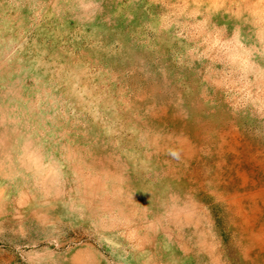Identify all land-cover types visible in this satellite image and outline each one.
I'll use <instances>...</instances> for the list:
<instances>
[{
	"label": "rangeland",
	"instance_id": "1",
	"mask_svg": "<svg viewBox=\"0 0 264 264\" xmlns=\"http://www.w3.org/2000/svg\"><path fill=\"white\" fill-rule=\"evenodd\" d=\"M0 264H264V0H0Z\"/></svg>",
	"mask_w": 264,
	"mask_h": 264
},
{
	"label": "bare ground",
	"instance_id": "2",
	"mask_svg": "<svg viewBox=\"0 0 264 264\" xmlns=\"http://www.w3.org/2000/svg\"><path fill=\"white\" fill-rule=\"evenodd\" d=\"M74 209L73 208H71V211H73ZM75 211H77V210H75ZM33 217H35V216H33ZM40 218V217H39Z\"/></svg>",
	"mask_w": 264,
	"mask_h": 264
}]
</instances>
